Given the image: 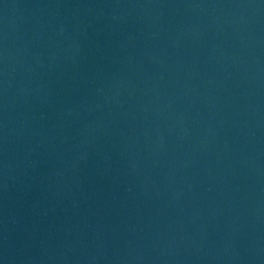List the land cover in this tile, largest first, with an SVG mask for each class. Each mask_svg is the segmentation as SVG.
<instances>
[{"label": "water", "instance_id": "obj_1", "mask_svg": "<svg viewBox=\"0 0 264 264\" xmlns=\"http://www.w3.org/2000/svg\"><path fill=\"white\" fill-rule=\"evenodd\" d=\"M0 264H264V0H0Z\"/></svg>", "mask_w": 264, "mask_h": 264}]
</instances>
